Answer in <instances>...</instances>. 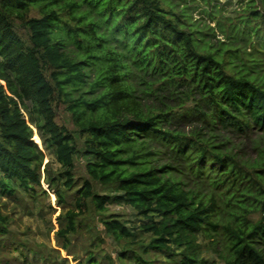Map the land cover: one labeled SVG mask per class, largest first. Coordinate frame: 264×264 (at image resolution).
Returning <instances> with one entry per match:
<instances>
[{
    "label": "trees",
    "instance_id": "trees-1",
    "mask_svg": "<svg viewBox=\"0 0 264 264\" xmlns=\"http://www.w3.org/2000/svg\"><path fill=\"white\" fill-rule=\"evenodd\" d=\"M182 1L0 0V194L38 197L37 130L61 164L46 177L59 201L82 152L90 178L112 189L85 180L78 211L59 216L62 237L89 200L100 212L125 204L133 225L101 218L117 242L180 264H208V251L224 264H264V0L219 20L222 38ZM58 100L83 148L57 122ZM8 226L0 209V236Z\"/></svg>",
    "mask_w": 264,
    "mask_h": 264
},
{
    "label": "rangeland",
    "instance_id": "rangeland-1",
    "mask_svg": "<svg viewBox=\"0 0 264 264\" xmlns=\"http://www.w3.org/2000/svg\"><path fill=\"white\" fill-rule=\"evenodd\" d=\"M207 1L188 0L187 4L182 1L181 7L188 6L194 20L212 25L221 38L223 35L217 29L218 21L229 22L231 18L245 12V9L253 3L252 0H212L211 4ZM256 5L259 3L257 2ZM30 14L38 15V9H33ZM17 21L18 31L27 37L26 29L20 25L19 20ZM56 111L57 122L73 133L78 147L83 148V138L77 132V126L67 109V103L58 100ZM36 132L45 154L41 168L42 186L36 188L38 197L35 200L26 196L19 198L0 194V209L3 214L9 215L8 232L0 236V264H88L86 258L90 254L94 255L95 260L100 264H143L137 258L138 254H141L145 260L152 261V264H180L163 253L152 250L144 252L136 243L130 245L127 244V240L117 242L106 234L101 223V218L105 215L116 214L126 220L130 226L137 221L134 209L125 204L108 203L107 210L100 212L89 200L87 207L76 219L77 231L69 233L68 239L62 237L60 230L66 224V220L59 216L70 209L78 211L75 199L78 189L83 186L85 180L89 179L92 182L96 193L106 194L112 189L90 178L86 169L88 160L82 152L75 157L74 187L64 190V203L59 201L56 189L48 186L46 177L59 176L61 164L54 150L47 147L39 131ZM251 149L250 144L247 148L249 158L255 156V152ZM257 215L253 212L249 216L257 218ZM140 237L143 236L139 235L138 238ZM124 249L128 251L122 256L120 253ZM204 254H209L208 264H224L223 260L209 251Z\"/></svg>",
    "mask_w": 264,
    "mask_h": 264
}]
</instances>
